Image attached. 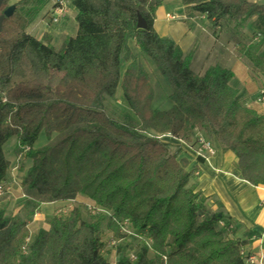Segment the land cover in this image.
Here are the masks:
<instances>
[{"label": "trees", "instance_id": "trees-1", "mask_svg": "<svg viewBox=\"0 0 264 264\" xmlns=\"http://www.w3.org/2000/svg\"><path fill=\"white\" fill-rule=\"evenodd\" d=\"M8 0L0 3L7 7ZM163 0H71L76 11L75 35L66 37L60 48L47 34L38 39L28 33L6 45L0 30V182L8 180V160L2 145L16 136L20 147L33 163L24 177L28 188L47 192L52 198L65 197L82 189L94 202L111 210L109 221L117 231L118 222L128 219L131 227L144 233L150 246L141 241L136 259L122 255L115 264H147L151 248L165 264L174 258L180 264H211L226 258L227 264H243L235 253L245 241L228 239L223 246L190 254L187 244L201 233L213 231L215 223L231 219L223 212L205 213L207 197L190 180L193 169L174 147L149 132H169L187 138L195 127L216 140L222 150L231 149L236 167L253 185L264 184V175L253 171L248 155L264 154V115L244 106L237 90L230 85L232 72L219 65L195 74L190 55L170 39L161 37L153 26L155 11ZM185 12H198L218 25L220 19L236 20L242 28L249 21L252 37L240 43L238 51L252 68L264 75V2L253 0H182ZM0 12V14H2ZM146 27H137V14ZM49 22V21H48ZM50 23V22H49ZM133 43L155 65L169 87L171 106H152L153 90L143 64L130 47ZM21 58L28 60L33 74L14 80V69ZM3 60L4 64H1ZM125 65L122 71V66ZM7 70H4V68ZM63 72L59 82L46 83L50 71ZM120 88L130 112L110 117L105 97ZM41 131L53 142L32 149ZM173 148V149H172ZM56 159L60 182L50 177L49 164ZM87 165L92 172L88 183L79 187L76 176ZM79 180V179H78ZM81 182V180H79ZM92 186L90 189L89 186ZM204 218L199 220V214ZM100 215L89 224L87 249H77L72 239L77 229L66 220L52 224L54 249L51 264H111L100 253ZM233 223V222H232ZM22 222L9 219L0 210V264H41L44 232L29 246V253L4 249L14 239ZM168 246L170 249H164ZM162 247L163 249H159ZM154 248V249H153Z\"/></svg>", "mask_w": 264, "mask_h": 264}, {"label": "rangeland", "instance_id": "rangeland-1", "mask_svg": "<svg viewBox=\"0 0 264 264\" xmlns=\"http://www.w3.org/2000/svg\"><path fill=\"white\" fill-rule=\"evenodd\" d=\"M164 1L166 0H163L162 2ZM175 1L167 4L168 10L174 12L177 7L176 3H180L178 6L184 9L182 0ZM253 1L264 2V0ZM52 2L53 0H8L6 2V6H14V11L11 16L7 17V19H9L4 23L2 30L3 38L6 41L8 49L9 46L14 43L15 39L23 33H28L38 39H43L48 33L44 31V27L57 29L59 34L55 37L54 41H51V44H53L56 49L60 48L66 37L74 35L73 26H76V22L73 21V14L75 10L71 5L70 7H67V13L62 17L66 20L63 29L66 30L65 32L62 30L63 19L57 24L48 23V18L45 13ZM5 8L6 7L1 8L0 12ZM171 15L173 18L170 19H177L178 17V15L173 13H171ZM236 22V20L224 18L220 19L218 24H222L226 28V32L228 31L227 33L230 34V32L233 33L238 29V27L235 26ZM246 23L245 27H248V33H250L249 21ZM70 26L71 28H68ZM246 35L249 37L248 34ZM130 47L148 73L149 83L153 90L152 106L158 109L169 108L170 105L166 104L171 102L167 97L169 94V87L164 78L160 75L153 62L131 42ZM1 64H4L3 60L1 61ZM125 65L126 64L122 66V71L124 70ZM4 70H7L6 66ZM32 74L33 72L28 60L21 58L14 69V80L17 81L22 78H29ZM62 77L63 72L51 70L45 81L49 86L54 87ZM104 105L106 112L110 117L118 118L123 113L130 112L129 106L123 97L122 90L119 87L116 89L114 96L105 97ZM54 135L55 132L48 137L44 131H41L31 147V150L39 149L52 143ZM2 147L5 157L8 160L7 175L11 178V175L17 174V180L10 184V191L6 193V195L0 196V210H4V215L9 219L15 218L22 222L14 239H12L4 249H15L16 247L18 248L19 244H23L21 245L20 250L22 253L27 254L30 251L29 246L31 242L37 234L42 231L45 234L42 246V262L40 261V263L51 264V253L54 249V234L51 227L54 221L56 219H61L68 221L69 225L72 224V227L77 229L72 239V245L77 247V249H87L90 238V227L88 225L96 221L100 215H102L103 218L99 223V237L101 240L106 241L107 238L104 235L105 231L111 229L110 227H114L115 225L109 221L111 210L98 206L90 194L82 189L76 190L74 193L66 195L65 197L52 198L47 192H38L35 189L28 188V185L24 183V177L26 176L28 169L31 167L33 159L18 145L16 136L9 138ZM247 159L252 161L253 171H255L256 174L264 175L263 153L258 151L253 152L248 155ZM15 165L17 167L16 170L13 169ZM57 165L58 163L56 159H52L49 164V173L50 177H52L56 183H59L60 177L59 175L57 176ZM82 167V171L76 176L77 184L75 187H79V185H82L83 183L87 184L89 179H91L92 171L88 169L87 165H82ZM78 179L81 180V182ZM89 188L91 189L92 186L90 185ZM204 203L208 208L205 213L206 217H208L209 214L221 210L218 207H211L208 205L207 200ZM203 218L204 214H199V220ZM226 223L227 220L223 219L214 224L212 232L201 233L194 237L187 244L186 249L188 252L190 254L197 253V255H199L205 249H210L213 246L221 247L228 239L238 238L245 241V244L237 248L235 256L240 257L243 264H247L245 262V255L252 253V236L235 222H231V224H229L230 226H227ZM4 232L5 229L0 233V237L3 236ZM114 232L118 238L123 237L121 241L113 248L105 246L104 249L100 250L101 255L111 264H115L122 255H129L130 253L138 252L140 250L141 241H145L147 245L151 243L145 234L141 232L135 231L136 235L128 233L122 234L123 236H121L118 229ZM163 248L170 249L168 246ZM163 248L159 247V249ZM227 261L226 258L222 257L211 264H227ZM170 263L180 264L178 263L177 258H174ZM147 264H165V262L162 258L158 259L156 253L149 248L147 252Z\"/></svg>", "mask_w": 264, "mask_h": 264}, {"label": "crops", "instance_id": "crops-1", "mask_svg": "<svg viewBox=\"0 0 264 264\" xmlns=\"http://www.w3.org/2000/svg\"><path fill=\"white\" fill-rule=\"evenodd\" d=\"M174 1L166 0L157 7L153 21L156 32L178 45L183 54L190 55V68L195 74L203 75L216 64L229 69L232 72L230 85L237 90L240 103L264 115V102L258 101L259 89L264 85V75L252 68L250 61L238 51L240 43L251 40V27L249 26L250 33L248 27L244 26L229 34L222 24L214 26L205 15L185 12L178 6L180 3H176L178 8L174 12L168 10L167 4ZM167 13L178 17L167 18ZM62 19L63 30L66 20ZM47 28L44 27V31L54 41L59 34L57 29ZM76 30L77 24L73 26L74 35ZM166 104L171 106V102ZM198 133L206 134L201 128L195 127L187 138L170 137L167 142L172 147L178 145L181 148L180 156L186 157L189 161L188 169H193L190 181L194 183L196 190L207 197V204L221 209L232 222L250 233L253 239L251 252L262 255L264 261V184L253 185L244 179L236 167L234 151L222 150L216 140L212 156L207 159L197 156L193 140Z\"/></svg>", "mask_w": 264, "mask_h": 264}, {"label": "built area", "instance_id": "built-area-1", "mask_svg": "<svg viewBox=\"0 0 264 264\" xmlns=\"http://www.w3.org/2000/svg\"><path fill=\"white\" fill-rule=\"evenodd\" d=\"M70 5H71V0H53L50 7L47 9L45 13V15L48 18L47 20L51 24H57L62 19V17L65 16V14L67 13V7H70ZM166 17L173 18V16L169 13L166 14ZM258 101L264 102V85H262L259 89ZM149 135L159 138L166 142L168 138L173 137L169 132L157 133L152 131L149 132ZM193 143L195 146L196 155L202 157L203 159H207L215 153L214 140L204 134L201 133L196 134ZM22 150L26 152L27 150H29V146L23 147ZM13 169L14 170L17 169L16 165L13 167ZM16 177L17 174L15 175L13 174L11 175V178L9 177L8 180H3L0 182V196H4L6 195V193L10 191L11 188L10 184L12 182H16L17 180ZM117 224H118V231L121 234V236H123L122 234H128V233L132 235H136L135 230L131 227L128 219H123L122 221H119ZM104 235L106 236L107 239L106 241L101 240L103 244L102 249H104L105 246L108 248H113L123 238V237L118 238L116 233L110 229L106 230ZM148 246H150V244H148ZM127 256H129L130 260L136 259V253H130ZM162 259L165 262L166 256L162 255ZM245 262L247 264H264L263 256L255 253L246 254Z\"/></svg>", "mask_w": 264, "mask_h": 264}, {"label": "water", "instance_id": "water-1", "mask_svg": "<svg viewBox=\"0 0 264 264\" xmlns=\"http://www.w3.org/2000/svg\"><path fill=\"white\" fill-rule=\"evenodd\" d=\"M2 1L3 0H0V3ZM13 11H14V6L13 5H8L3 10V13L0 14V30H1V25H2L3 18L11 16ZM137 27H139V28H145L146 27V20L140 13L137 14Z\"/></svg>", "mask_w": 264, "mask_h": 264}]
</instances>
